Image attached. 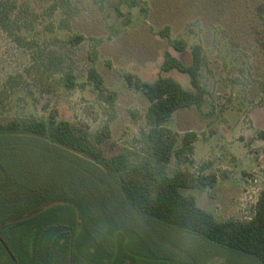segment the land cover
<instances>
[{"label": "rangeland", "instance_id": "1", "mask_svg": "<svg viewBox=\"0 0 264 264\" xmlns=\"http://www.w3.org/2000/svg\"><path fill=\"white\" fill-rule=\"evenodd\" d=\"M8 1L16 6L13 17L22 28L23 41H15L0 29V123L13 118L47 123L54 113L92 136L108 126L109 142L123 149L133 163L141 161L143 138L150 129L146 119L149 103L127 85L125 74L143 82L170 77L191 89L187 76L162 72L160 65L166 52L188 59L172 48L173 40L186 42L188 48L200 45L204 54L201 83L208 91L204 104L175 112L167 124L177 134V148L188 132L196 134V142L192 153L174 156L165 171L169 176L176 171L194 177L214 175L213 185L189 193L219 221H246L253 216L264 190V140L260 137L264 132V0ZM164 30L168 37L161 35ZM76 35L83 40L73 45L70 39ZM91 65L102 78V91L88 80ZM67 73L74 76V89L64 86ZM110 92L116 94L112 105L106 99ZM12 144L21 151L9 158L6 154L11 168L28 166L30 162L21 157L26 148L75 166L59 176L58 160L39 158L40 168L35 164L32 178H25L31 169L22 171L16 189L23 197L29 187L35 192L41 188L43 194L46 187L51 188L43 200L28 202L29 210L51 203L75 210L79 237L75 247L82 258L78 263L261 264L253 256L143 217L114 177L84 159L38 139L13 137L0 142L1 147ZM80 170L84 178H79ZM26 182L29 187L24 190ZM5 186L13 188L9 181ZM84 216L88 225L83 223ZM85 229L92 238L83 236ZM8 231L15 255H23L26 248L31 252L32 238L27 246L29 236L18 231L16 245L14 228ZM108 238L116 249L111 262L92 256L90 250L92 246L101 250ZM72 260L64 264H73ZM0 264L9 262L0 255Z\"/></svg>", "mask_w": 264, "mask_h": 264}, {"label": "trees", "instance_id": "2", "mask_svg": "<svg viewBox=\"0 0 264 264\" xmlns=\"http://www.w3.org/2000/svg\"><path fill=\"white\" fill-rule=\"evenodd\" d=\"M15 10L16 6L13 2L0 0V29L8 36L13 37L15 41L21 42L23 41L20 36L22 28L13 17ZM64 27H67V24ZM161 33L164 37L169 36L168 30ZM82 40V36L76 35L70 39V43L77 45ZM171 46L177 53L188 57V59L185 60L166 52L160 70L162 72L177 71L187 76L191 89H185L170 77H158L153 82H143L129 73L124 76L127 85L141 92L149 103L146 119L150 129L143 138L145 156L141 161L133 163L123 149L117 147L114 142H109L108 126H105L99 134L92 136L86 131L76 129L69 121L57 119L54 113L50 114L47 123L34 118H13L6 123H0V138H2L0 142L10 141L13 137L38 139L49 143L58 151L84 159L114 177L118 182L119 190L143 217L171 228L192 233L220 247L253 256L261 264H264V190L260 193L253 216L248 220L219 221L213 213L199 207L196 196L189 193L191 190L204 189L213 185L216 181L214 175L194 177L182 171H176L172 176L166 174L165 168L174 156L181 158L185 154L193 152V144L197 138L195 133L188 132L181 140V147L177 148V134L167 124L173 114L179 110L201 108L208 94L207 89L201 83V69L204 65L202 47L196 44L188 48L186 42L182 40H173ZM88 80L93 83L96 89L103 90L102 78L93 65L88 70ZM63 83L67 89H74L77 85L71 73L64 76ZM106 99L112 105L116 94L110 92ZM260 137L264 140V132L260 133ZM18 147L15 144L0 146V185L2 188L0 191V224L3 226L0 228V241L6 245L12 244L8 231L12 226L15 243L19 232H23V234L25 232L29 236L25 239L27 246L29 238H32L31 252L26 248L23 255H16L20 264H64L66 259L71 258L73 264H83L77 262L82 258L78 256L75 247L79 244V237L75 232L77 225L74 224L75 210H63L57 205L53 206V203L36 210H29L28 202L31 203V200L37 199L43 200L46 198L43 195L47 196L48 192L51 193V188L46 187L47 190L45 189L43 194L39 191L41 188L36 187L35 192L26 182L23 189L28 187L29 189L24 192L23 197L20 189H16L17 185L20 187L18 180L21 178L22 171L31 169L28 175L24 173L26 176L24 177L32 178L34 176L35 168L39 165L37 164L39 158L47 162L53 161L54 158L58 160L59 176L61 171L64 173L65 169L67 171L70 166L71 168L75 166L72 164L65 166L55 156L51 159L43 151L39 153L26 148L23 149L21 157L24 158V162L25 158L30 162L29 167L21 169L18 165L16 168H11L12 164L5 161V156L7 154L9 158V156L17 154V151L20 152ZM45 170L47 169L45 168ZM49 175L54 181L52 173L49 172ZM78 175L79 178L80 176L85 177L82 171L78 172ZM8 181L13 188L5 186ZM57 182H60L59 187L63 188L60 178ZM89 192L91 193L93 190L89 188ZM98 192H100L99 189ZM65 201L74 203L68 199ZM85 212L86 210L82 211L84 214ZM85 216L83 218L84 225L87 224ZM82 234L83 236L88 234L91 237L89 230L85 229ZM85 238L89 237L86 235ZM112 240L109 239L105 242V246L100 247L101 250L92 246L90 248L91 255L100 260L110 258L109 262H111L116 257V249L115 246H112ZM126 260H128L127 257H122V261Z\"/></svg>", "mask_w": 264, "mask_h": 264}, {"label": "flooded vegetation", "instance_id": "3", "mask_svg": "<svg viewBox=\"0 0 264 264\" xmlns=\"http://www.w3.org/2000/svg\"><path fill=\"white\" fill-rule=\"evenodd\" d=\"M0 255L2 257H5L6 260L9 262V264H20L19 261L17 260L16 255L13 253V246H2V243L0 241ZM6 247V248H5ZM9 251V253L7 252V250Z\"/></svg>", "mask_w": 264, "mask_h": 264}, {"label": "water", "instance_id": "4", "mask_svg": "<svg viewBox=\"0 0 264 264\" xmlns=\"http://www.w3.org/2000/svg\"><path fill=\"white\" fill-rule=\"evenodd\" d=\"M1 243H2V246H6L5 244H4V242H2L1 241ZM6 248V247H5ZM7 250V249H6ZM7 252L9 253V251L7 250ZM10 254V253H9Z\"/></svg>", "mask_w": 264, "mask_h": 264}]
</instances>
